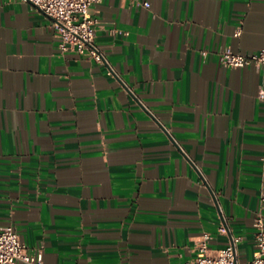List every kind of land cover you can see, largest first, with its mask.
Instances as JSON below:
<instances>
[{
	"label": "crops",
	"instance_id": "1",
	"mask_svg": "<svg viewBox=\"0 0 264 264\" xmlns=\"http://www.w3.org/2000/svg\"><path fill=\"white\" fill-rule=\"evenodd\" d=\"M146 1L91 8L96 62L0 0V224L45 264L181 263L204 232L252 256L264 66L218 52L264 46V0Z\"/></svg>",
	"mask_w": 264,
	"mask_h": 264
},
{
	"label": "built area",
	"instance_id": "2",
	"mask_svg": "<svg viewBox=\"0 0 264 264\" xmlns=\"http://www.w3.org/2000/svg\"><path fill=\"white\" fill-rule=\"evenodd\" d=\"M32 3L51 18V28L62 51L86 53L96 62H102V54L93 46L95 18L91 8L101 0H24ZM149 7L146 0H130ZM237 28L235 35L240 34ZM223 66H264V46L250 52H234L224 48L218 52ZM111 74V70H109ZM264 100V86L257 93ZM222 229V228H221ZM253 251L250 258L240 259L235 250V240L227 246L211 250L208 232H204L196 244L194 255L176 264H264V214L253 218ZM45 264L41 247H29L19 236L12 223L0 224V264Z\"/></svg>",
	"mask_w": 264,
	"mask_h": 264
}]
</instances>
